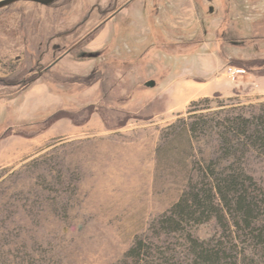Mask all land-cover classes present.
<instances>
[{
	"label": "rangeland",
	"instance_id": "1",
	"mask_svg": "<svg viewBox=\"0 0 264 264\" xmlns=\"http://www.w3.org/2000/svg\"><path fill=\"white\" fill-rule=\"evenodd\" d=\"M134 1L21 3L0 12V264L193 259L189 235L170 234L162 222L201 163L220 159V140L200 133L193 151L180 133L196 117L264 115V0H150L141 15L149 9L165 33L167 55L212 50L226 65L215 77L224 94L171 113L164 93L175 97L181 85L165 82L168 65L160 87H149L150 53L138 59L132 49ZM250 160L264 187V150ZM193 232L204 242L225 237L217 221ZM258 256L264 264V250Z\"/></svg>",
	"mask_w": 264,
	"mask_h": 264
},
{
	"label": "trees",
	"instance_id": "2",
	"mask_svg": "<svg viewBox=\"0 0 264 264\" xmlns=\"http://www.w3.org/2000/svg\"><path fill=\"white\" fill-rule=\"evenodd\" d=\"M211 102V99L197 102L193 109ZM185 126L184 133H180L185 137L180 138H186L193 151L198 134L217 132L221 157L201 163L199 174L190 179L181 203L163 219L167 232L186 233L193 246L191 261L170 259L168 264H261L258 255L264 250V187L251 173L250 159L264 150V115H238L212 122L209 117H196V123ZM180 129V125L171 128L176 133ZM163 151L164 148L160 155ZM190 153L183 151L185 157ZM216 221L225 237L209 242L196 238L193 232L196 227ZM146 249L142 243L139 252L143 255Z\"/></svg>",
	"mask_w": 264,
	"mask_h": 264
},
{
	"label": "crops",
	"instance_id": "3",
	"mask_svg": "<svg viewBox=\"0 0 264 264\" xmlns=\"http://www.w3.org/2000/svg\"><path fill=\"white\" fill-rule=\"evenodd\" d=\"M178 1L180 4L185 3L186 5L190 2H196V0ZM149 2L150 0H135L131 6L130 30L132 49L136 52L138 59L143 58L145 53H150L144 60H146V68L148 69L147 83L155 82L158 84L157 88H151L153 90L158 89L161 85L159 76L162 75L164 66H173L171 68L173 71L172 75L166 76L165 82L169 84L178 83L181 86L175 97L164 93V98H168L170 101V113L172 109L176 110L178 108L183 110L194 102L207 98L210 99L219 93L224 94L226 91L224 82L222 81L220 84L217 81L215 82V77L222 74L225 69V63L223 61L220 62L218 54L209 50L200 55L196 54L192 56H188V54L167 55L164 47L167 43L163 41L165 33L157 29L155 23L151 21L152 15L149 9L145 10L146 17L141 15ZM163 18L165 19V17ZM175 47L172 46L171 49ZM186 48L184 46V49ZM177 49V52L181 51L180 46ZM155 69L157 73L153 75Z\"/></svg>",
	"mask_w": 264,
	"mask_h": 264
},
{
	"label": "water",
	"instance_id": "4",
	"mask_svg": "<svg viewBox=\"0 0 264 264\" xmlns=\"http://www.w3.org/2000/svg\"><path fill=\"white\" fill-rule=\"evenodd\" d=\"M61 0H7L4 2L0 3V12L11 8L15 5L21 4V3H33V4H38V5H42L45 7H53L54 5H56L57 3H59ZM158 84L153 82L150 83L149 87L150 88H157Z\"/></svg>",
	"mask_w": 264,
	"mask_h": 264
},
{
	"label": "built area",
	"instance_id": "5",
	"mask_svg": "<svg viewBox=\"0 0 264 264\" xmlns=\"http://www.w3.org/2000/svg\"><path fill=\"white\" fill-rule=\"evenodd\" d=\"M233 73L235 74V76H236V75L239 76V74H240V75H245V74H248V70H245V69L243 70V69H241V70H239V71L236 72V70L233 69Z\"/></svg>",
	"mask_w": 264,
	"mask_h": 264
}]
</instances>
